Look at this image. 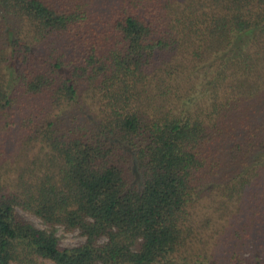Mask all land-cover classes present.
I'll return each mask as SVG.
<instances>
[{"label": "trees", "instance_id": "16d2710c", "mask_svg": "<svg viewBox=\"0 0 264 264\" xmlns=\"http://www.w3.org/2000/svg\"><path fill=\"white\" fill-rule=\"evenodd\" d=\"M44 261L264 264V0H0V264Z\"/></svg>", "mask_w": 264, "mask_h": 264}, {"label": "rangeland", "instance_id": "374dc122", "mask_svg": "<svg viewBox=\"0 0 264 264\" xmlns=\"http://www.w3.org/2000/svg\"><path fill=\"white\" fill-rule=\"evenodd\" d=\"M22 214L29 220L33 221L37 227L44 229L46 228V226L44 225V223L36 216L27 213V212H23ZM57 235L60 237L61 240V245L64 247H74L76 245H79L81 243L84 242V237L78 232H67L65 231L63 228H59L57 230ZM45 264H53L50 261H44Z\"/></svg>", "mask_w": 264, "mask_h": 264}]
</instances>
